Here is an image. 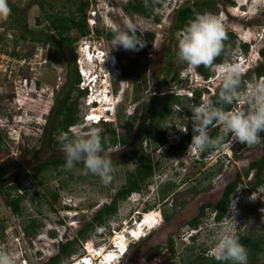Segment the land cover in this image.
<instances>
[{"label": "rangeland", "instance_id": "1", "mask_svg": "<svg viewBox=\"0 0 264 264\" xmlns=\"http://www.w3.org/2000/svg\"><path fill=\"white\" fill-rule=\"evenodd\" d=\"M74 1L77 2L76 5L71 2V0H9L11 6L16 8V12L13 13L10 11V14L6 18H0V169H7L12 164L19 163L17 167L14 168V171L9 174V178L11 180L13 179L12 181L23 179L24 184L29 187L30 192V196H27L22 202V212L14 213L12 209L7 206L3 194L0 191V230L5 226L3 234H0V253H6L13 257L15 264H23L24 261L23 258H19L21 257L23 248V231L28 216L34 214L29 203L34 201L40 202L37 196L32 194L34 190L41 192L43 185H48V187L52 189H57L58 195L61 198L59 202L61 205L67 203L71 209H77L81 215H86L77 226V228L80 229L85 221H90L89 216L93 209L97 211L98 207H101V205L111 202L117 190L124 185L127 173L135 168V160H129L127 162H124V160L129 157L132 151L140 148V144L137 141L140 137L138 131L141 128V120L144 117L146 105L149 103L150 98L155 94L163 95L173 91L182 95V104L175 106L172 114L164 122L168 141H170V143H175L181 139L183 133H185L187 129L185 125L188 121L186 118L188 117L186 114L188 110L187 105L189 102H195L194 90L203 89L202 80L197 71V67L188 66L187 68H181L182 61L177 56V44L182 33H178L177 35L172 34L175 24V9L184 3H193L196 0H165L163 5L159 7L155 13V16L160 18L159 24L156 23L153 18H144L140 15L131 17L123 8L131 0ZM231 1L233 2L230 3L226 0H218L220 11L218 14H213L222 24L225 35L233 33L237 38L225 53L223 64L233 63L236 56L239 54H245L244 56L248 54V57L253 54L254 58H257L258 51L261 48L264 49V0ZM41 3L44 4L47 12L56 11L68 13L69 11L75 10L79 16L87 17V19H91L92 22H94L95 18L97 22V24L93 26L92 33L80 37L75 42V64L77 65V60L79 58L84 61L83 55L78 52L81 45L87 41L88 43L95 44L101 39V44L98 43V47H101V50H104V53H106V61L104 62L103 59L97 58H94V61H99L98 63L101 67L99 74L101 75L106 72L112 82L111 90H113L112 92L115 99L120 95V99L122 100L117 107L115 106L117 116L114 123L111 125L92 127L98 128L100 130V135L106 134L108 128L114 129L117 143H121L120 153L105 154L103 152V154L111 160L113 165V171L110 174L111 179L107 183L103 182L101 178L96 175L91 173L85 174L82 163L76 164L71 169H67L64 167L65 164H61L58 167L49 168L45 174L39 175L37 178L29 174H27L29 177L23 178V173L26 169L41 164L44 160L52 156L65 159V154L61 145L57 146L55 142L61 140L63 135L68 136V134H65L66 132L55 134L51 126H49L48 129L45 128L49 124L48 118L51 116L56 98L60 96V94L62 95L63 91H67V89L70 88L72 77H70L69 74V66H67L62 58L55 52V44L58 39L56 35L49 32L47 29L45 11ZM49 3L53 4V7H50ZM95 12L96 15L92 16V13ZM20 16L24 17L26 24L24 21H19ZM37 18L41 19L40 24H37ZM88 24L90 25L91 23ZM129 27L144 35H146V33L155 35L153 44L147 48V55L141 52L142 49L138 52L127 51L123 48L111 49L112 39H108L104 35L115 32L117 29L126 30ZM22 29L31 31L27 40L20 37ZM97 30L101 31L103 34L98 36ZM46 33L52 37L55 44L51 42H49V44H44L37 39L38 34L46 35ZM258 33L263 36V39L260 40ZM238 34L247 42V50L242 46L244 42L238 37ZM69 35L74 38L77 36V32L73 30ZM46 46L49 49L47 52L48 62L44 63L43 59L46 55ZM14 48L17 55L11 54ZM69 53L72 58L73 54H71V52ZM114 54L117 56L122 75L124 66H132L134 68L133 60L135 58L138 59V71H143L145 68L147 69L149 77L148 88L141 95L140 100H134V87L136 84L142 83L140 77L134 76L127 79L124 75L119 76L118 72L120 70L115 73V71L108 67L107 61ZM259 61H264V59L261 57ZM164 63H166L169 71H167V69L161 74L159 68ZM7 65L9 66L5 68ZM219 67H216L217 73H219ZM177 71L181 79V83L179 84L171 79L172 74ZM212 73H215V69H212ZM213 76L215 75L213 74ZM25 81H27V83ZM217 81L221 83L220 77ZM257 81L259 80L256 76L252 75L248 82L249 84H254ZM248 88L246 83L242 93H240L241 99L236 101L233 109L247 112L251 108L247 99L248 92L246 89ZM77 95L78 90H75L73 96L76 97ZM207 96L205 97L207 98ZM205 97L202 94L200 101ZM84 99L85 96L80 97L79 102ZM242 101H246L249 104L250 107L248 106L247 110L245 107H240L241 104H238V102ZM137 107L139 111H137ZM80 108L81 106L79 105V110H81ZM174 128L178 130L177 134L174 133ZM216 128L218 130V136L224 135L225 139L228 137L226 141H231L230 134L224 133L218 125ZM77 130V133H71L70 136L84 137L87 135L79 131L80 129ZM209 133H213L212 129L209 130ZM263 134L262 132L260 133L262 137L260 140L261 142L263 141ZM123 138H128L129 140L123 142ZM225 142L224 144H226ZM224 144L219 147H224V151H227V147ZM168 146L169 145L157 147L153 140L144 142V152L150 155L155 163L160 165V170L156 172L152 181L147 185V188L143 190L148 191L146 195L144 194V198L143 195L140 196L138 192L130 195L126 200L120 203L118 213L110 218L106 225L96 226L94 231L88 233L86 240H83L82 243L87 248L86 253L94 260V264H100L103 259L101 255L104 251H109L113 246L117 245V243L114 242V237L116 235H123V233L127 235V232L134 231L140 237L149 226L150 230L154 231V229L158 227L155 226L156 223H160V215L157 211L161 209L163 214L165 209L170 208V203H172L173 206L174 203H176L177 208H174L175 211H177L178 206L182 205L181 203L194 201V196L188 192V187L196 183L201 176H198L193 181L187 182V185L182 184L184 180L188 181L186 173L191 169L193 157L198 156L200 151L189 147L179 158H167L163 153L169 149ZM114 148L115 145L108 146L105 149L106 153L110 151L109 149ZM217 148L213 149L214 151L207 156L212 158L206 161L207 164L215 160L220 162V158L225 155V152L220 150L217 151ZM28 150L32 152L30 157L27 156ZM250 153H252V150ZM257 154L258 153H256V155ZM224 163H226V161H224ZM238 167L243 169L241 166H237V170L239 169ZM211 169H213V167H211ZM234 171L235 170L231 169L229 166L224 176L228 175L231 177ZM214 181H216L215 176L205 183H202V185L204 186ZM166 182L173 183L177 187L176 191L169 194L170 200L162 202V200H159L157 192L158 187H160V193V189ZM216 185L219 186V184ZM243 186L244 188L241 189L243 193L237 194L232 198L230 203L231 207L236 201V205H238V207L235 205L237 214H239L241 206L247 203L259 202V205L264 206V197L258 191H249L248 194H246L244 191H247V188L245 185ZM185 189L187 190L185 191ZM179 192L182 193V195L177 196ZM15 194H17V192H15ZM204 195L210 200L209 197L212 193L207 192ZM197 200L199 201L198 198ZM165 205L167 206L165 207ZM41 211L47 219L46 225L44 223L46 227L43 230L47 262L49 260V255L57 252L55 238L48 234V230L54 227V224L49 221V218L55 217V215L46 208H42ZM74 212L75 211H70V213H68L69 216H66L67 214L62 212L64 218L69 217L63 226L57 227V229L60 230L61 236H63V242L73 239L76 235L80 236V234L77 233L78 230L71 228L69 224V221L74 220L70 215H74ZM214 213V210L208 211L207 223L209 229H214L215 227V232L206 231L200 238V244L203 243L206 247L211 246L220 230L223 231L227 228L234 234L236 229L232 223L233 219L228 218V216H231V213L228 211V216L226 215L224 218L227 222L225 225H222V228L217 232V224H213ZM153 214L156 223L151 225L150 219L153 217ZM173 219L174 222H179L175 216H173ZM263 220L262 222H264ZM135 221H138L136 224L141 222V226L134 228ZM245 222L246 221L242 223ZM255 225V227L259 226L258 223ZM145 234L146 233L143 234L144 238ZM150 234L151 232L148 235ZM58 239H60V236ZM179 240L181 242L180 237ZM133 242L134 241H131V243ZM129 243L130 242H128L125 249H130L131 243ZM83 245L79 242L78 250L73 253L71 257L65 259L62 264H69L70 262L76 263L78 259L86 256ZM92 247L96 249L97 252ZM209 257L211 256L209 255ZM95 258H97L99 262ZM89 263L91 264V262ZM28 264H30L29 261ZM116 264H118V260Z\"/></svg>", "mask_w": 264, "mask_h": 264}, {"label": "flooded vegetation", "instance_id": "2", "mask_svg": "<svg viewBox=\"0 0 264 264\" xmlns=\"http://www.w3.org/2000/svg\"><path fill=\"white\" fill-rule=\"evenodd\" d=\"M238 37H240L239 34ZM258 37L260 38V40L263 39V36H261L259 33H258ZM240 39L242 38L240 37ZM243 42L244 44L242 46L244 47V45H247L246 44L247 42H245V40H243ZM263 50L264 49L261 48L258 51L257 58H254L253 54H251L250 57H248V54L247 56H244L245 54H239L238 56H236L235 61H233V63H238L242 69L241 77H243V83L240 86V93H242L243 87L246 85V83H247V87L252 85L251 83L249 84L248 82L252 75L256 76V78L259 81H264V74L262 75L257 74L258 68H261L264 65V61H259L261 60V57L264 59L262 53ZM222 65H224L223 61L221 63H215L214 67H209L208 76L200 73L198 71L199 66L197 67V71L199 72L203 86L202 90L197 89L199 92H201V97L203 94L204 97L208 95L207 98L211 99L212 96H215L217 94L218 90L220 89L221 83L217 81L218 78L220 77V74L217 73L216 67ZM212 69L213 70L215 69V73H212ZM213 74L215 76H213ZM215 81H217L218 83ZM194 91H196V89ZM246 91L249 92V88L246 89ZM235 103L236 101L234 102L231 109L235 107ZM238 104H241L240 107H245L246 110L249 106V104L246 101L238 102ZM216 127L217 125H214L211 129L213 132H216V137H217L218 130ZM227 139H225V141ZM137 141L139 143L140 138L137 139ZM263 142H264V134H263V141L262 142L260 141L259 143L252 146H246L245 144L239 142L232 143L231 141H226L225 142L226 144L222 143L221 145L224 144L227 147V151H224L225 150L224 147L220 148L218 146L219 148H217V151L220 150L222 152H225V155H223L220 158V162L215 160L214 162L207 164L206 161L212 159L211 157H207V156H209L214 151L213 149L205 154L204 151L200 152L198 156L193 157L194 159H192L193 162L191 164V169L186 173V178L188 179V181L184 180L182 185H187V182L193 181L198 176H201V178L197 180L196 183H193L188 187V192L191 193L192 196H194V201L181 203L182 205L178 206L177 211H175L174 208L176 207V203H174V206L172 203H170L169 205L170 208L164 210L160 223L155 222V218L153 214V217H151L150 221H152L154 224L156 223L155 226L158 227L155 228V230L145 238L143 237V234L140 235L139 233L140 237L137 238L138 240L134 241L133 243L130 242L131 244L129 243L130 249L127 251V253L122 256L121 255L119 256V258L120 257L121 258L118 264H219V262L214 260L212 257H209L208 253L210 246L206 247L205 245H203V243L200 244V240H201L200 238L202 237V235H204V232L206 231L215 232V227L214 229L208 228V223H207L208 211L209 210L215 211L213 224H217L216 227L218 232L219 229L222 228V225H225V223L227 222L224 220V218L226 217L228 213V208L230 207H228L223 214L221 213V207L223 205L222 202L224 201L225 195L227 193L231 192L232 193L231 195H233L232 197L234 198L237 194L243 193L241 189H243L244 188L243 185H245L247 191L244 192L246 194H248L249 191H253V192L258 191L264 197V181L260 183V177H262L264 180V171L263 172L260 171V166L262 162H264ZM170 144H172V142L169 143L168 147H170ZM114 145H115L114 149H109L110 151H108L107 153L106 150H103V152L105 154L120 153L121 143H116ZM136 150L138 149L132 151L129 157H127L129 158L130 161L133 160L136 161V159H132L133 153ZM251 150L252 153H250ZM256 153L258 154L256 155ZM31 155L32 152L28 150L27 156L30 157ZM180 156L181 155L170 156V157L165 156V157L176 159L177 157L179 158ZM57 159L60 158L52 156L47 160H44L41 164L31 166L29 169L25 170V172L23 173L24 175L23 178L27 177L28 176L27 174L31 175L34 178H37L39 175L45 174L47 170H44L39 173L40 168L43 167V165L46 162ZM224 161H226V163H224ZM256 163L257 166L255 165ZM16 164L18 165L19 163H14L11 166H9V168L14 167ZM229 166L231 169L235 170L234 174L231 177L228 175L224 176ZM237 166H241L243 169L238 167L239 169L237 170ZM211 167H213V169H211ZM13 171L14 169L9 171L0 180V183L1 182L4 183L2 186H0V191L3 194L6 204L8 201L12 200L13 198H16L19 195L24 194V191L18 192L19 189L18 190L16 189V186L18 185L19 182H24L23 179L12 181L13 179L11 180L9 178V174ZM214 176L216 181L212 183L209 182L204 186L202 185V183H205ZM216 184H219V186H217ZM166 185L174 186V189L170 193L176 191V187H177L173 183L166 182L164 183V186L160 189V193H159L160 187H158L157 193L159 195V200H162V202L170 200L169 199L170 193L166 195L164 198H162L161 193ZM10 187H13L12 195L8 197L6 193ZM186 190L187 189H185V191ZM15 192H17V194H15ZM207 192L212 193V195L209 197L210 200H208L205 196L200 199L203 202H201V205L198 206L197 204L198 202H200V200L198 201L197 198H199V196L204 195ZM56 193H58L57 189H52L48 187V185L42 186L39 195L35 190L32 193L37 196V199L40 200V202L34 201L29 203V205L31 206V210L33 211L34 214L29 215L27 218L23 231L24 237L23 238L21 237L23 241V248L21 252V257H19V258H23L27 262L29 261L30 264H47V262L50 261L52 257H54L59 253L60 243L63 242V236H61L60 230L57 229V227L63 226L64 223H66L67 219L69 218V217L64 218L62 212L66 213L67 214L66 216H69L68 213H70V211L71 212L75 211L74 215L71 214L74 220L69 221L70 222L69 224L71 228H75V230L76 229L78 230L77 233H80L88 226V221L87 222L85 221L84 225L80 229L77 228L79 222H82V219L86 215L85 214L81 215L79 210L77 209L73 210L69 206L61 205L59 203L61 200L59 195L56 196L57 201H55L54 197ZM180 195H182V193L179 192L177 196ZM27 196L28 197L30 196V192L28 193ZM104 205L105 204L101 205V207H98L97 211H94L93 209L91 214L88 213L90 214L89 216L90 221L97 215V213L103 208ZM166 206L167 205H165V207ZM236 207H238V205H236ZM42 208H46L55 215V217L50 216L51 218H49V221L54 224L55 228L54 227L50 228L48 230L49 231L48 234L51 237L55 238V242H56L55 246L57 252L55 254L52 253L51 255H49V260L47 262H46L47 252L45 248L46 244H45V238L43 237L44 236L43 230L46 227L45 225L47 219L41 211ZM173 216H175L179 222H174ZM263 218H264V206L259 205V202L247 203L241 206V208L239 209V214H237L235 220L233 219L232 221L233 226L236 228L234 235H236L239 238L240 242L247 249L248 264H264V222H262ZM244 221L246 222L242 223ZM256 223H258L259 225L258 227H255ZM4 227L5 226H3V228L0 230V234H3V230L5 229ZM59 236L60 239H58ZM76 237H78V235H76ZM179 237L181 239V242L179 240Z\"/></svg>", "mask_w": 264, "mask_h": 264}, {"label": "trees", "instance_id": "3", "mask_svg": "<svg viewBox=\"0 0 264 264\" xmlns=\"http://www.w3.org/2000/svg\"><path fill=\"white\" fill-rule=\"evenodd\" d=\"M165 0H131L129 1L123 8L131 17L135 15H140L144 18H153L156 23H160V18L155 16L156 10L163 5ZM232 3L231 0H226ZM71 2L77 4L74 0ZM8 6L11 9V12H16V8L11 6L9 0H7ZM50 7H53V4L49 3ZM43 10L45 11V20H47V29L49 32H52L56 35L58 41L56 44L52 40V37L48 33L46 35H37V39L42 41L44 44L49 42L56 45V54L62 58V60L69 66V74L72 77L71 86L67 91H63L62 95L58 96L54 102L53 109L51 111V116L48 118L49 124L45 127L46 129L51 126L54 133H65L69 132V127L75 125L80 120V110L79 102L80 97L86 96L87 91H81L78 88V84L81 81L80 74L77 70V66L75 65L76 61V47L75 42L82 36H87L91 33V29L85 17L79 16L77 11H69L66 12H47L45 9L44 4L41 3ZM220 11L219 2L218 0H196L193 3H184L175 9V24L173 35H177L178 33H182V30L187 25V23L194 18L196 14H203V13H212L218 14ZM16 20V19H15ZM19 21L22 22L25 19L24 17H19ZM37 24L41 23V19H36ZM26 24V23H25ZM75 30L77 32V36L72 38L70 37V32ZM136 33L142 34L143 39L145 41V46L142 48L141 52L147 55V48L153 44L155 35L152 33H143L135 30ZM98 36H101L103 33L99 30L96 31ZM115 32L107 33L104 35L108 39H112ZM31 31H27L25 29L21 30L20 37L24 40H27L30 36ZM236 36L233 33H229L225 35V40L223 41L225 51L218 56L213 64L221 63L224 61V55L229 49V47L235 42ZM245 50H247V45H244ZM73 54V57H70V53ZM264 56V50L262 51ZM13 55H17V52L14 48V51L11 52ZM19 54V53H18ZM134 68L131 67H123V75L127 79H130L134 76H138L141 79V84H136L134 87V100L138 101L141 99V95L144 93L145 90L148 88L149 77L147 74V69L145 68L143 71H138V59L135 58L134 60ZM188 65L182 62L181 68H187ZM140 69V68H139ZM160 73L163 74L167 69L166 63L160 66ZM198 71L206 76L209 75V67L201 65L198 67ZM258 75L264 74V65L257 70ZM122 75V76H123ZM71 79V78H70ZM172 81L176 83H181V79L179 77V72H175L171 76ZM243 83V77H241V85ZM78 90V95L76 97L73 96V92ZM220 90V89H219ZM218 90V92H219ZM218 92L215 96H212L210 100L215 101L218 95ZM195 102H200L201 92L194 91ZM182 95L177 94V92H169L163 95H153L149 103L146 105V111L144 117L141 120V128L139 129V138H140V148L133 153L132 159H136V166L132 171H129L126 176L125 184L118 189L117 193L112 197L110 203H107L103 206V208L97 213V215L88 222V226L82 230L79 234L80 236L67 240L65 242L60 243V251L57 255L51 258L47 264H62L65 259L71 257L73 253L78 250L79 242L81 239L85 238L89 232L94 231L96 226H104L107 224L108 220L114 217L119 210V205L122 201L126 200L130 195L136 192H141L147 185L152 181L156 172L160 170V165L155 163L152 157L146 154L143 150V144L145 141L153 140L156 146L162 147L169 145L170 141H168L167 131L164 128V122L166 119L172 114V111L175 106L182 104L181 102ZM234 104V103H233ZM233 105L225 106V110H230ZM137 111H139L137 107ZM188 117H191V112L189 110L186 111ZM47 120V122H48ZM187 127V131L183 133L181 139L175 143L170 144L169 149H167L163 155L164 156H179L185 151L188 150L191 144L192 138V129L191 123L187 121L185 123ZM213 125L209 126L211 129ZM208 129V130H209ZM106 134H102L101 142L103 146V150H105L108 146L114 145L117 143L116 132L114 129L108 128ZM174 133H178L177 129H173ZM71 134H68L70 136ZM210 137L215 138L216 132L210 133ZM123 142H127L128 138H123ZM57 146L61 145V140H57L55 142ZM211 150L204 151V154ZM129 158H125L124 162H127ZM61 164H65V159L60 158L57 160H51L46 162L43 167L40 168L39 173L48 170L51 167H58ZM17 165V164H16ZM7 168V169H0V180L4 177L9 171L16 167ZM257 166V163L255 164ZM260 171H264V162H262L260 166ZM27 176V175H26ZM263 178L260 177V183L263 182ZM4 183L1 182L0 186ZM12 188L10 187L7 191L6 195L10 197L12 195ZM18 192L24 191V194L19 195L16 198L7 202V205L15 212L21 213L22 212V202L25 200L29 193V187H27L24 182H19L16 186ZM174 189L173 185H166L162 190V198L168 195ZM39 195L40 192H37ZM232 193H227L225 195V199L222 202L223 205L221 207V213L223 214L228 207H230V203L232 200ZM56 193L54 200L57 201ZM232 197V198H231ZM221 214V215H222ZM150 224L153 225L154 223L150 221Z\"/></svg>", "mask_w": 264, "mask_h": 264}, {"label": "clouds", "instance_id": "4", "mask_svg": "<svg viewBox=\"0 0 264 264\" xmlns=\"http://www.w3.org/2000/svg\"><path fill=\"white\" fill-rule=\"evenodd\" d=\"M10 11L7 0H0V18H6ZM224 40L225 31L215 15L196 14L182 30L177 44V56L190 67L200 65L214 67V60L225 51ZM144 46L143 35H138L131 27L126 30L117 29L111 40V49L123 48L138 52ZM241 71L238 63H225L219 67L221 84L216 100L212 101L205 97L199 103H188L187 109L191 112V117L186 118L191 123L192 129L189 147L203 152L215 149L224 143V135L210 137L208 129L213 124L220 126L224 133L230 134L232 143L239 142L252 146L260 142L262 138L260 133L264 132V81H257L249 86L247 99L251 108L247 112L225 110V106L233 105L235 101L241 99ZM80 122L81 117L78 123ZM92 127H86L87 135L84 137L67 135L61 137V147L65 154L64 167L71 169L76 164L82 163L85 174L96 175L107 183L111 179L113 165L103 154L100 130ZM147 192V190L141 191L138 194L143 195L144 198ZM65 205L68 206L67 203ZM235 205L236 201L228 208L231 213V216L227 215L229 219L235 220L237 214ZM208 254L219 264H248L247 249L227 228L216 235ZM117 260L119 262L120 258ZM0 264H15V262L10 255L0 253Z\"/></svg>", "mask_w": 264, "mask_h": 264}, {"label": "built area", "instance_id": "5", "mask_svg": "<svg viewBox=\"0 0 264 264\" xmlns=\"http://www.w3.org/2000/svg\"><path fill=\"white\" fill-rule=\"evenodd\" d=\"M95 13H92V16H95ZM88 23H91L89 25L91 29V33L93 32V26L97 24L94 18V22L91 21V19H87L85 17ZM101 39H99L97 42L101 44ZM98 43H88L85 42L81 47L79 48V54L81 53L83 55L84 61L82 59L77 60V70L80 74L81 81L78 84V88L81 91H87V95L85 96V99L81 101V122L77 123L75 125H72L69 127V132L65 134H71V133H77L78 130L86 133L85 131L86 127H92V126H100V125H111L115 122L117 111H115V106L122 101L120 99V95L116 97L113 96V90H111V84L109 77L107 76L106 72L99 74V70L101 67L99 66V61H94V58H102L104 62L106 61V53H104V50H101V47H98ZM49 44V43H47ZM93 44V45H92ZM46 55L44 57V63H47V52L49 49L47 46L45 47ZM4 56V55H3ZM90 57V58H89ZM89 58V59H88ZM90 61V62H89ZM25 62V61H23ZM108 67L111 68V70L119 71V76H122L121 67L118 65L117 56L114 54L108 59ZM9 65L5 66L7 68ZM27 83V81H25ZM35 83V82H34ZM27 85V84H26ZM34 85V84H33ZM25 99V98H24ZM23 99V100H24ZM28 99V98H27ZM83 114V116H82ZM160 215L159 221L162 219V212L161 209L157 211ZM145 216V214H144ZM143 218V217H142ZM138 221H135V224ZM141 222L136 224V227H140ZM149 228V227H148ZM147 228V229H148ZM147 229L144 231L146 233L145 235H148L152 230L147 231ZM143 233V234H144ZM132 234V232L130 233ZM87 236L80 240L81 244L83 245V240H86ZM83 249L85 251L86 256L88 253H86L87 248L85 245H83ZM125 250V251H124ZM121 255H124L127 253L128 249H124ZM86 256H83L82 258L78 259L76 263H69V264H89L88 261L91 258H86ZM97 259V258H95ZM101 259V258H100ZM23 264H28L26 260L23 261ZM91 264H94V260L91 261Z\"/></svg>", "mask_w": 264, "mask_h": 264}, {"label": "bare ground", "instance_id": "6", "mask_svg": "<svg viewBox=\"0 0 264 264\" xmlns=\"http://www.w3.org/2000/svg\"><path fill=\"white\" fill-rule=\"evenodd\" d=\"M97 59H102V58H97ZM131 232L132 234H130ZM131 232L129 233L127 232V235L126 233L125 234L123 233V235H116L114 237V242L117 243V245L113 246V248L110 249L109 251L108 250L104 251V253L101 255V258L103 257V259L101 260L100 264H116L117 263L116 259L119 258L122 252L125 251L124 249L127 247L128 242L137 241L138 240L137 238H139L137 233H135L134 231H131ZM94 250L97 252L96 249ZM89 257L91 258L90 255L86 256V258H89ZM91 260L93 259L91 258ZM91 260L89 259L88 263L91 262Z\"/></svg>", "mask_w": 264, "mask_h": 264}, {"label": "water", "instance_id": "7", "mask_svg": "<svg viewBox=\"0 0 264 264\" xmlns=\"http://www.w3.org/2000/svg\"><path fill=\"white\" fill-rule=\"evenodd\" d=\"M203 197H205V195H201V196H199V200L201 199V198H203ZM201 202H203L202 200H200V202H198V205L200 206L201 205Z\"/></svg>", "mask_w": 264, "mask_h": 264}]
</instances>
